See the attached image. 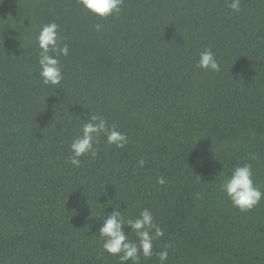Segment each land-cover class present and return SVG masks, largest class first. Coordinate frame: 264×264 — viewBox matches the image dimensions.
<instances>
[{"label":"trees","instance_id":"1","mask_svg":"<svg viewBox=\"0 0 264 264\" xmlns=\"http://www.w3.org/2000/svg\"><path fill=\"white\" fill-rule=\"evenodd\" d=\"M229 2L123 0L99 19L78 0H0V264H121L97 236L116 207L148 209L164 231L139 264L168 245L165 264H264V199L241 212L220 189L250 164L264 191V0L239 14ZM52 22L69 48L55 88L40 83L36 46ZM205 49L219 72L196 67ZM89 110L128 144L101 135L76 168Z\"/></svg>","mask_w":264,"mask_h":264},{"label":"clouds","instance_id":"2","mask_svg":"<svg viewBox=\"0 0 264 264\" xmlns=\"http://www.w3.org/2000/svg\"><path fill=\"white\" fill-rule=\"evenodd\" d=\"M78 3L85 11L99 19H106L109 16L118 15L121 11L123 0H78ZM242 0H230L229 9L236 14L241 10ZM97 30L102 25L97 24ZM36 46L38 48V66L40 83L45 87H57L63 80V73L60 66V57H67L69 48L67 44L61 43L58 35V25L55 22L44 25L36 37ZM196 67L208 72L217 73L220 71V63L211 49H205L200 53ZM81 122L82 128L70 145L71 157L69 163L71 166L79 168L82 165L80 157L91 155L96 157L97 151L94 144L99 141L103 135L106 143L123 149L128 144L127 135L117 131L115 126L109 127L108 122L102 115L95 114L89 110L82 117H77ZM198 141V140H197ZM193 143L192 148L195 146ZM138 167H144L145 160L140 159L137 162ZM220 174V173H219ZM197 179H199L197 177ZM158 185L166 183L165 178H157ZM221 191L230 201L231 205L241 212H247L254 209L262 199L264 191L256 185L253 180V171L250 164H243L232 169L231 175L224 177L220 184ZM199 198V194H196ZM114 208L111 214H108L98 229V238L102 241V250L109 256L119 259L121 264H139L141 256L145 259L153 256V242L164 236L163 229L154 222L153 214L150 210L144 209L138 216L125 219L122 212ZM130 229L129 233H134L136 240L129 239V233H125L124 228ZM160 251L158 259L160 264H165L168 259V248Z\"/></svg>","mask_w":264,"mask_h":264}]
</instances>
